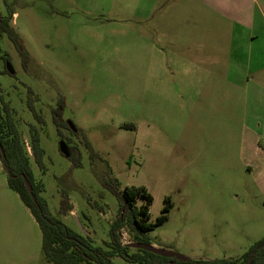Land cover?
<instances>
[{
	"label": "rangeland",
	"instance_id": "rangeland-1",
	"mask_svg": "<svg viewBox=\"0 0 264 264\" xmlns=\"http://www.w3.org/2000/svg\"><path fill=\"white\" fill-rule=\"evenodd\" d=\"M203 3L0 0V15H13L24 48L21 53L7 33L0 36V112L11 109L50 212L94 245L110 240L120 212L104 184L108 165L122 189L149 190L152 222L171 200L167 221L147 234L152 245L193 259H229L243 257L264 237V20L236 0V18L244 13L245 24L220 22V72L208 88L201 75L191 79L202 101L189 111L180 95L188 75L178 70L180 52L168 39L177 25L163 20L205 16ZM259 3L264 9V0H257V10ZM62 102L63 119L79 132L63 127L59 133L52 111ZM33 126L43 168L31 147ZM85 138L104 160L92 156ZM62 140L76 146L80 165L61 153ZM8 178L0 157V264H53L38 222ZM64 192L73 206L66 215ZM143 202L139 197L137 204ZM122 236L128 243L127 227ZM114 263L130 264L121 257Z\"/></svg>",
	"mask_w": 264,
	"mask_h": 264
},
{
	"label": "trees",
	"instance_id": "trees-1",
	"mask_svg": "<svg viewBox=\"0 0 264 264\" xmlns=\"http://www.w3.org/2000/svg\"><path fill=\"white\" fill-rule=\"evenodd\" d=\"M12 20V14L9 16L0 15V36L7 33L22 53L24 48L19 34L13 27ZM61 104L64 107L65 104L63 102ZM30 107L39 122H44L43 117L38 114L33 103H30ZM5 112L6 115L0 112V143L5 152V156L2 157L0 153V157L9 173L8 184L10 188L19 194L40 226L43 249L49 262L53 264H115L114 257H121L130 264H264V237L257 241L243 257L229 259L190 258L189 260H179L175 257H165L127 246L122 236V230L125 227H127L131 237L127 240L128 243L131 241L151 244L147 234L167 221L172 203L169 198L166 199V205L161 215L157 217L155 222H152L150 209L153 196L149 190L143 185H127L122 189L119 180L112 175V169L109 165V181L105 180L104 184L117 196L120 202V212L117 220L111 225L110 240L105 245H94L90 236L73 230L50 212L47 201L42 196L43 183L36 181L34 177L29 152L14 122L12 111L6 106ZM59 112L62 114L63 111L59 110ZM54 122L62 135V128H68L66 121L61 117L59 119L54 118ZM77 130L79 132L78 128ZM31 133V147L34 158L37 164L43 168L44 150L40 145V132L33 126L31 127ZM86 145L92 150L93 157H100L92 149L89 140H86ZM69 149L71 151L70 158L73 159L74 164L80 165L81 160L76 146L69 147ZM23 175L29 180L33 194L26 188ZM139 197L144 198L141 205L137 204ZM72 210L73 206L64 192L61 201V212L66 215Z\"/></svg>",
	"mask_w": 264,
	"mask_h": 264
},
{
	"label": "crops",
	"instance_id": "crops-1",
	"mask_svg": "<svg viewBox=\"0 0 264 264\" xmlns=\"http://www.w3.org/2000/svg\"><path fill=\"white\" fill-rule=\"evenodd\" d=\"M243 1H245L248 6L250 4L253 8L252 14L254 19L258 18L264 20V9L259 3V8L257 10V0H254L255 2L253 3H251L250 0ZM202 6L206 9L205 16L199 15L190 17L185 15L163 20V22L165 21L170 27L172 25H177V35L174 34L172 32L173 30L170 28L168 30L173 36L170 37L169 35L168 39L175 42L180 52V60L177 66L178 70L188 75L187 82L183 83L180 89V95L188 102L189 111L194 110L193 103L198 104L199 101H202L196 97L198 83L196 80L191 79L197 78V74L201 75V81L204 80L205 82L203 83H205L204 85L208 88L209 83L207 81L213 78V74L220 72L218 59L220 57V22H223V24L230 23L232 28H234L235 24L239 26H244L245 24L244 13H237L240 19L236 18V9H239V7H236V0H204ZM219 16H221L222 19H220ZM152 22L156 24V19H153ZM224 31L226 30L224 29ZM228 37L229 36L222 37L221 41L228 40ZM221 54H227L226 49L223 50ZM192 74L195 76H192ZM226 78L228 79V77ZM154 245L159 246L156 244Z\"/></svg>",
	"mask_w": 264,
	"mask_h": 264
},
{
	"label": "water",
	"instance_id": "water-1",
	"mask_svg": "<svg viewBox=\"0 0 264 264\" xmlns=\"http://www.w3.org/2000/svg\"><path fill=\"white\" fill-rule=\"evenodd\" d=\"M7 70L11 74L15 73V70H14V68L12 67V65L10 63L7 64ZM68 124H69L70 128L73 131L77 130V128L75 127V125L71 121H69ZM60 151L66 157H70L71 156V151H70L69 146H68V144L66 143L65 140H62L60 142ZM0 153H1L2 157L5 156V152H4V149H3L1 143H0ZM23 178H24V182H25L26 188L28 189V191L31 194H33L32 187L30 185L29 180L27 179V177L25 175H23ZM79 224H80V222H79ZM80 226H81V224H80ZM126 245L131 247V248H137V249L150 251V252L159 254L161 256H165V257H175V258H177L179 260H189L190 259L188 256H186L184 254H181L180 252H178L176 250H173V249H170V248H163V247L155 246V245L148 244V243H145V242H129ZM249 260H251V258H249Z\"/></svg>",
	"mask_w": 264,
	"mask_h": 264
},
{
	"label": "flooded vegetation",
	"instance_id": "flooded-vegetation-1",
	"mask_svg": "<svg viewBox=\"0 0 264 264\" xmlns=\"http://www.w3.org/2000/svg\"><path fill=\"white\" fill-rule=\"evenodd\" d=\"M9 62H7V64H8ZM7 64H6V66H7ZM6 69H7V67H6ZM7 72H9L8 70H7ZM10 73V72H9ZM11 74V73H10ZM12 75H14L15 76V73L14 74H12ZM33 94V93H32ZM33 100V99H32ZM30 103H33V105H34V101H32V102H30L29 101V106H30ZM59 110H61V111H63L64 112V107H63V105L62 104H59L58 106H57V108H54L53 109V111H52V116H53V119L54 118H57V119H59V118H61L62 117V119H63V112H62V114H60V112H59ZM31 111V113L33 114V111H32V109L30 110ZM38 114L39 115H41L39 112H38ZM34 115V114H33ZM35 116V115H34ZM36 117V116H35ZM37 119V118H36ZM38 120V119H37ZM64 121H66V123H67V125H68V128H70V126H69V124H68V122H69V120H64ZM71 129V128H70ZM72 130V129H71ZM63 131V130H62ZM72 132H78V130H76V131H73L72 130ZM67 143V142H66Z\"/></svg>",
	"mask_w": 264,
	"mask_h": 264
}]
</instances>
